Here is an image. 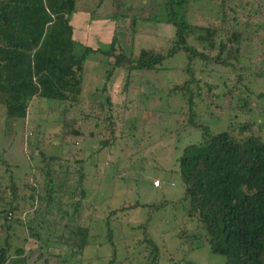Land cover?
Returning <instances> with one entry per match:
<instances>
[{"label":"rangeland","instance_id":"obj_1","mask_svg":"<svg viewBox=\"0 0 264 264\" xmlns=\"http://www.w3.org/2000/svg\"><path fill=\"white\" fill-rule=\"evenodd\" d=\"M165 1L76 0L70 15L74 41L79 47L103 50L115 37L128 53L154 48L165 55L173 46L175 34L165 22ZM232 2L238 7L233 15L241 26L237 42L232 32L220 29L212 36L213 48L208 53L204 44L199 45L193 37L187 39L199 45L198 51L212 57L220 41L225 45L220 54L223 58L226 49H237L236 59L227 60L232 66L192 64L196 70H204L200 83L204 98L199 100L197 111L200 122L214 131L231 123L237 138L256 133L264 139V0ZM221 8V0H191L186 19L198 26L220 27ZM127 16L136 19L131 22ZM228 23L224 27L229 28ZM187 60L176 52L165 57L154 71L134 73L117 68L107 78V58L90 51L83 72L81 102L66 112L64 122L53 110L59 109L58 100L34 98L26 120L15 119L9 127L0 106V153L12 164L9 168L19 194L28 196L32 190L29 186L37 182L40 186L39 169L35 168L40 150L58 155L75 177L79 169L84 173L85 194L71 221L89 227L88 244L82 250L83 264L224 263L225 254L212 252L198 235L194 236L196 222L184 214L182 202L151 209L148 206L160 199L175 201L182 195L177 158L187 143L200 138L201 131L188 124L181 113V94L170 90L184 80L182 67ZM240 98L247 99L245 106ZM99 101L106 102L101 111ZM48 106L53 109L47 111ZM97 114L99 125L93 117ZM106 117L114 119L115 130L109 143L100 146L98 137L107 138L110 133V128L100 122ZM244 124L249 128L241 130ZM71 130H79L80 134L71 135ZM3 169L0 161V179H7ZM155 178L159 183L153 185ZM21 205L25 214L19 210L15 215L31 217L33 212L27 203ZM22 228L15 225L14 231L22 235ZM146 243L157 247H151L152 255ZM25 249V264H63L64 251L56 246L43 251L47 261L38 255L33 237Z\"/></svg>","mask_w":264,"mask_h":264},{"label":"trees","instance_id":"obj_2","mask_svg":"<svg viewBox=\"0 0 264 264\" xmlns=\"http://www.w3.org/2000/svg\"><path fill=\"white\" fill-rule=\"evenodd\" d=\"M190 2H164L165 22L174 28L175 34L172 48L163 55L154 48H139L135 54L128 53L115 37L103 50L77 46L70 25L76 0H0V106L3 119L6 127L15 119L25 121L30 102L34 98H48L61 101L59 109L48 106L47 111L53 109L64 122L66 112L81 102L83 72L90 51H97L107 58V78L117 68L134 73L154 71L160 68L165 57L181 52L188 59L182 67L184 80L170 90L181 94L184 101L181 113L188 124L201 131L200 138L187 143L177 158L182 195L175 201L160 199L148 206L151 209L182 202L184 214L196 222L194 236L198 235L212 252L225 254L223 264H264V139L256 133L237 138L232 134L231 123L214 131L200 122L197 108L199 100L204 98L200 88L204 70H196L192 65L199 62L204 67L210 64L232 66L227 60L236 59L237 49H226L223 58L220 54L225 45L220 41L217 54L212 57L208 53L213 48L212 36L220 29L232 32L234 42L239 40L237 33L241 26L233 15L238 7L232 0H221V26L205 27L187 21L186 9ZM127 17L131 22L136 19ZM227 22L229 28L224 27ZM189 37L199 45L204 44L208 53L198 51L199 45L187 42ZM240 99L245 106L247 99ZM98 104L100 111L105 109L106 102L99 101ZM97 116H93L94 122L99 125ZM100 122L110 128L107 138L98 137L103 146L109 143L116 124L112 117ZM248 128L247 124L241 126V130ZM70 134H80V131L71 130ZM38 156L40 162L35 168L39 169L40 186L38 182L29 186L32 190L26 196L17 192L9 168L12 164L0 153V161L4 164L2 172L8 176L0 179V264H25V245L32 237L43 261L48 259L43 251L48 246H56L64 251L63 264H83L82 250L88 244L89 227L78 220L71 221L85 194L82 187L84 173L79 169L75 177L69 164L58 155L40 150ZM21 202H26L32 210L31 217L15 215L22 209ZM15 225L23 226L22 235L14 231ZM146 226L147 222L144 228ZM147 245H150L148 254L152 255V249L157 247Z\"/></svg>","mask_w":264,"mask_h":264},{"label":"built area","instance_id":"obj_3","mask_svg":"<svg viewBox=\"0 0 264 264\" xmlns=\"http://www.w3.org/2000/svg\"><path fill=\"white\" fill-rule=\"evenodd\" d=\"M159 183V180L157 179V178H155L153 181H152V184L153 185H156V184H158Z\"/></svg>","mask_w":264,"mask_h":264}]
</instances>
